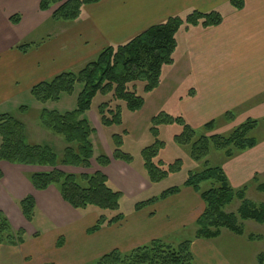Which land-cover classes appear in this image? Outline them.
<instances>
[{
  "label": "crops",
  "instance_id": "1",
  "mask_svg": "<svg viewBox=\"0 0 264 264\" xmlns=\"http://www.w3.org/2000/svg\"><path fill=\"white\" fill-rule=\"evenodd\" d=\"M243 1L244 6L239 10L232 5V0H102L85 6L77 21L63 23L60 32L34 52V59H24L25 54L16 49V43L36 33L52 17L56 7L42 12L39 7L41 0H1L0 107L12 103L23 90H31L35 85L48 81V77L51 79L63 72H74L95 60L105 48L126 44L171 17L185 16L194 10L203 13L216 10L223 15L221 25L207 29L191 27L179 33L175 63L164 69L161 85L148 96L144 108L134 113L133 120L149 125L154 115L162 111L163 103L175 95V90L187 86L192 89H188L192 95L183 107L184 116L194 128L205 126L264 96V0ZM17 15L20 23L15 25L11 19ZM21 82L24 86H19ZM260 118H264V100L242 110L232 122L216 128L212 134H224L248 119ZM119 129L120 133H130L125 121ZM108 135L110 141L113 134ZM108 145L103 152L111 158L107 168L98 166L94 169L92 164L90 170L74 168V173L101 171L124 195L143 196L153 191L156 185L149 183L144 171L137 170L133 163L112 159V148L110 143ZM229 160L230 163L223 169L233 188L242 187L250 181H255L256 185L262 183L258 181L264 177V142L257 140L255 148ZM60 169L67 172L73 168ZM0 170L3 173L0 179V211L9 217L13 225L21 228L22 223H27L18 207V203L27 196H32L36 203L34 219L38 214L44 215L52 225L50 230H45L46 234L43 231L34 232L35 243L27 239L25 244L16 247L0 244V259L10 264H79L60 257L53 259V255L66 251L67 244L59 245L70 234L78 238L80 234L88 245L93 244L94 234H88L91 228L88 225L93 223L89 215L81 214L65 202L55 186L45 191L35 190L30 176L46 169L0 162ZM163 205L171 208L172 213L161 218L159 212ZM150 208L146 225L154 228L142 236L138 235V228H132L127 244H110L111 250H108L131 251L161 239L162 233H173L177 229L196 225L205 205L200 194L191 188H182L179 194ZM122 228V225L111 226L105 230L107 235L121 234L124 231ZM224 234L215 240L195 238L192 242L194 263L232 264V257L236 255L224 253L223 249L240 245L236 242L220 243L218 248L221 252L216 244ZM50 248L51 253L45 250Z\"/></svg>",
  "mask_w": 264,
  "mask_h": 264
},
{
  "label": "trees",
  "instance_id": "2",
  "mask_svg": "<svg viewBox=\"0 0 264 264\" xmlns=\"http://www.w3.org/2000/svg\"><path fill=\"white\" fill-rule=\"evenodd\" d=\"M101 1L41 0L39 7L42 12H49L56 7L52 20L58 23H73L81 17L85 6ZM231 3L239 10L244 6L243 0H232ZM11 22L19 24L20 17H13ZM222 22L223 15L216 10L206 13L194 10L185 16L171 17L126 44L105 48L80 71L63 72L35 85L30 93L36 102L44 106L59 102L63 94L73 95L77 87H81L74 110L59 112L44 107L40 115L41 126L61 137L66 148L59 156L49 145L29 143L25 124L11 114H4L0 115V162L46 169L30 176L35 190L45 191L55 186L63 200L79 212L86 214L90 208L119 212L124 194L110 185L103 172L70 174L60 169L65 167L88 171L92 168L93 161L101 168H107L111 164L108 155L95 154L93 136L97 130L87 114L95 111L103 129L121 128L124 125V111L133 114L140 112L148 96L161 85L164 69L175 63L179 33L191 27H217ZM26 47L27 45L19 46L18 50L24 53ZM99 95L104 100L95 108L94 102ZM27 111V106L20 108L23 114ZM226 115L229 119L233 118L231 113ZM175 123L184 125V132L176 136L175 141L184 145L192 143L191 157L195 162L206 160L212 149L224 151L227 158H232L237 151L243 152L257 146V139L251 137L259 126V121L254 119L242 123L230 136L212 134L215 122H209L205 125L209 135L201 136L193 142L196 132L183 118H176L161 111L152 118L150 131L157 136L161 126ZM122 146V135L113 134L112 159L132 164L133 156L123 151ZM163 146V142L157 141L141 152L143 171L152 185L160 184L170 175L178 174L183 169L182 160L171 164L157 160ZM2 178L3 173L0 170V179ZM207 182L212 184V188L202 192V185ZM183 188H191L200 194L205 205L204 212L196 222L195 238L215 240L221 236L223 230H227L236 236H247L251 242H264V235H246L244 226L248 221L264 224V204L247 199L246 188H233L223 168L190 172ZM181 190L180 187H172L160 197L139 202L135 205V211L140 212L148 206L179 194ZM257 190L264 193V183H257ZM235 201H239L236 212L227 211ZM18 207L23 218L32 222L36 209L34 198L25 197L18 203ZM125 220L126 216L121 212L111 219L104 215L97 216L88 234L97 233L105 225L121 226ZM26 236L24 229H14L9 218L0 211L1 245L21 246L25 244ZM96 264H194L192 242L172 245L158 239L127 252L112 250L104 254ZM256 264H264V252L257 256Z\"/></svg>",
  "mask_w": 264,
  "mask_h": 264
},
{
  "label": "rangeland",
  "instance_id": "3",
  "mask_svg": "<svg viewBox=\"0 0 264 264\" xmlns=\"http://www.w3.org/2000/svg\"><path fill=\"white\" fill-rule=\"evenodd\" d=\"M47 21L48 22L45 23L36 33H32L31 35L19 40V43H16L17 44L16 49H18L19 46L27 45L26 51L24 52L25 54L24 59H34L33 57L34 52L43 45L47 44L50 38L54 36V34L60 32L59 28L61 27V25H63V23L61 22L58 23L52 20V17ZM176 57L177 54H175V59ZM82 68L76 69L74 72H78ZM48 80H50L49 77ZM19 86H24V83L21 82ZM80 89L81 87L79 85L76 91L73 93V95L63 94L59 102L49 103L48 105L44 106L35 101V99L32 97L30 93V89L28 88L23 90L16 99H13L12 103L1 106L0 115L11 114L16 118L20 119L26 126L27 140L29 143L49 145L55 149L56 153L59 156H61L64 149L66 148V144L61 137L53 134L52 132L44 129L41 126L40 124L41 111L42 108L44 107L57 110L59 112L74 110L76 108L77 96L78 93L80 92ZM188 89L190 88H187L186 86V87H181L178 90H175V95L170 100L165 101L163 103L162 112H165L176 118L178 117L183 118L186 124L189 125L196 132L195 139H193V142H195L201 136L209 135V134L205 126L194 128L192 125L189 124L187 117L184 116L183 107L189 103L192 95L190 91L192 89L190 90ZM103 100L104 99L102 96L100 95L97 96L94 102V107L97 108V106L101 104ZM262 100H264V96L258 97V99L256 98L250 101V103L246 104L245 106L229 112L233 116L232 119H229L227 115H223L221 117L216 118V120L214 121L215 125L213 132L216 130V128L220 129L222 126H225L230 122H232L234 120V116L236 117V114L239 115L242 110H247L251 108L253 105L260 103ZM22 106L28 107V111L24 114L20 112V108ZM135 115L136 114L124 111V121L126 122V125L130 132L127 134V133H120L121 129L119 128H111L108 130L103 129L100 127V124L98 123L97 120L98 117L96 114H94V112H90V114H87L88 119L91 121L93 127L97 130V133L93 138V142L95 145V154L96 155L103 154V152L106 149H108L109 147L108 144L110 143L111 145V139L110 141L108 140L109 133L121 134L123 137V146H122L123 151L133 156L134 158L133 164L134 167L137 168V170L139 169L143 170V162L141 158L142 150L159 141V142H163L164 146L160 149L157 160H163L167 164L174 163L176 160H182L183 161L182 171L178 174L170 175L163 182L156 185L153 191L148 192L143 196L126 195V194L124 195V198L121 201V208L119 212L123 213L126 216L127 220L123 222L122 229L124 231L121 232V234L107 235L105 229H107L108 226L105 225L99 232H97L92 236L93 237V240H91L93 243L92 245H88L87 242L83 240L80 234H79V238L70 234L68 238L66 237L64 238L65 242H63L62 245H60V247H62L63 244H65V246L67 244L66 251L60 254H58L59 252H57V254L53 255L54 257L53 259L60 257L62 260L70 259L72 263L77 262L79 264H96L97 261L102 257L101 256L102 254L104 255L110 252L111 250L109 247L110 244H121V243H123L124 245L127 244L128 242L127 238L131 234L132 228L134 229L138 228L139 230L138 235L141 236L145 234L146 231L149 232L154 228V226L146 225L148 221L147 214L151 212L150 207L152 206H148L145 209L141 210V211L146 210V212L144 211L141 214L135 211V205L137 203L147 201L154 197H160L164 191L172 187L183 188L184 182L186 181L188 174L190 172L198 173L206 170L207 168H215V167L224 168L226 165L230 163L229 159L231 158H227L224 151L215 150V149L211 150L210 155L206 160L201 162H195L194 160H192L191 157L192 143L184 145V144H179L175 141V137L181 135L184 132V125L175 123L170 126H161L159 128V134L155 136L150 131L151 122L149 125L147 124V126H145V123L143 122H140L139 124L135 123L133 122ZM254 120L259 121V126L251 134V137L256 138L259 142H264V118L254 119ZM234 129L225 132L224 134L221 135L230 136L234 131ZM240 153L241 152L237 151L235 152V155H238ZM93 164L95 166L94 169L98 167L95 161H93ZM74 170L75 169L73 168L72 170H66V171L69 172L70 174H78V172L74 173L75 172ZM258 182L264 183V177L260 178ZM110 185L113 188H115V185L113 183H110ZM211 188H212V184L210 182L204 183L202 185V192L208 191ZM243 188L247 189V195H246L247 199L257 204H264V193H261L257 190V185L255 181L247 182L242 187H239L237 189H243ZM163 206L164 208L161 209V211L159 212V216L161 218L166 217L167 215L169 216L172 213L171 208L165 207V205ZM238 206H239V201H235L230 207L227 208V211L236 212ZM175 210L174 212H176ZM88 211H87L88 213L86 214H88L89 215L88 217H90V219L93 221L92 225H88L90 227H92L95 224L97 216L104 215L107 217V219H111L119 213V212H111V211H101L96 208H90L88 209ZM80 213L84 214L82 212ZM12 218H14L15 221V217ZM86 223L89 224L88 222ZM11 224L15 229L16 226L13 225V222H11ZM22 224H21L22 226L21 228L24 229L28 235V237L26 236V239H28L32 243H35V241L37 240L34 237V232L43 231L44 234H46L45 230H50L52 226L51 222L48 219H46L44 215L39 216V214L35 219L33 218L32 222H27ZM244 226H245L246 235L249 234L264 235V224L261 225L252 221H248L245 222ZM16 228L21 229L20 227H16ZM196 229H197L196 225H189L180 230L177 229L173 231V233H162L160 238L166 243L172 245H178L186 241L193 242L196 236ZM226 231L227 230L222 231V233L223 232L225 233L224 237L220 240V242H217L216 248L220 247L221 245L220 243L236 242L240 245V247L230 246L229 248L223 249L224 253H232L236 255V257H232L233 259L232 264H256L257 256L260 253L264 252V242H260V243L251 242L248 240L247 236H243V237L236 236L231 232L229 231L226 232ZM108 248L110 250H108ZM45 250L51 253V248L50 250L48 249ZM227 250L229 251L226 252ZM99 253L102 254L98 255ZM81 260H83L82 263ZM0 264H10V263L9 261H4L3 259H0Z\"/></svg>",
  "mask_w": 264,
  "mask_h": 264
}]
</instances>
